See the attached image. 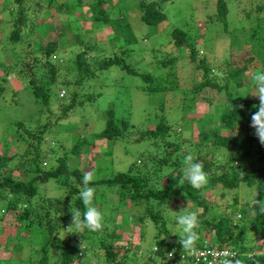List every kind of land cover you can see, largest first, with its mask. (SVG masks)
Segmentation results:
<instances>
[{
    "label": "trees",
    "instance_id": "obj_1",
    "mask_svg": "<svg viewBox=\"0 0 264 264\" xmlns=\"http://www.w3.org/2000/svg\"><path fill=\"white\" fill-rule=\"evenodd\" d=\"M167 3L168 0H117L116 4H111V0H0L1 13L9 14L8 23L11 25L10 33L4 41H0V45H4L5 57H17L10 66L7 61H0V111L2 96L12 78L16 77L17 83L23 85L22 91L25 88L30 91L36 112L41 116L36 132L23 121L8 125L5 122L7 127L4 132L8 133L11 125L19 129L15 135L21 142L22 153L9 155L11 144L7 146L8 143L0 141L4 144L3 151H0V218L15 217L19 226L14 233L20 241L15 244L18 251L22 242H26L21 240V235L28 231L31 235L29 239L37 243L35 246H40L37 252L40 256L38 260L31 258L27 261L0 257V264H50L52 260L54 264H84L88 262V256L80 253L82 244H88L90 249L98 247L96 253L102 250L103 254L100 255L105 257L108 264H124L118 259L121 252L119 244L127 237L123 230L128 229L133 233L137 221L142 228V231L139 229V238L142 239L145 228H150L149 223L153 224L157 244L149 251L151 257L155 259L157 255V260L162 259L166 264H174V261L194 264L181 259L184 253L176 235L179 229L171 212L179 213L187 206L188 210H199L202 248L207 242L211 249H214L213 244L219 250L236 252V258L242 264H264V214L260 212L259 203L264 202V145L260 144L251 127V114L256 111L260 101L253 95L240 97L250 90L252 74L258 69L264 70V3L257 0H213L216 12L208 18L213 25H223L224 33L229 35L230 40L228 59L222 67L215 68L205 58L198 60V42L202 36L197 33V28L187 32L169 26L165 12ZM131 4L134 8L137 5L141 11L138 20L130 18L128 14L132 10ZM240 9L245 18L234 22L241 27L233 31L230 28L233 23L231 17L235 14L238 18ZM42 11L44 14H40ZM58 23L60 28H57ZM135 24L144 27L145 32L139 34ZM164 24L165 31L161 32ZM201 24L198 23L200 29L208 28V23ZM100 30L103 34L101 37L96 33ZM70 37L75 38L72 44ZM154 39H158V45L148 46L147 42ZM144 52L147 55L151 53L154 60L146 58L142 54ZM175 54L186 55L194 70L199 71L194 74L202 81L194 87L193 92H210V97L206 98L210 106L213 105V97L224 96L225 101L219 112L193 119L195 111L188 104V91L180 87ZM153 63L156 70L149 71ZM164 69H168L167 75ZM110 76L113 80L106 83L105 79ZM107 86H114V91H109ZM129 90H137L143 97L149 96L147 105L152 104V110L145 111V114L147 112V123H157L154 129L140 131L136 127L132 111L134 96L127 94ZM60 91H63L61 95ZM173 93L179 95L176 107H180L179 112L183 113L182 120L186 121L189 117L185 116L188 115L195 121L197 141L192 139L195 126L193 128L189 124L192 137L183 139V129L176 125L180 120L173 122L167 117V97ZM53 96L58 98V104ZM102 99L107 106L102 131L87 137L74 135L75 141L70 151H63L64 148L60 147V153L59 146L54 145H50V149L42 147L48 140L51 144L58 142L49 128L55 126L50 116L45 117L47 120L43 123L44 115L51 114L52 104L62 107L63 115H67L69 112L75 114L79 107L94 102L103 103ZM193 101L194 98L191 103ZM175 110L171 111L178 112ZM59 122L56 120L55 124L59 125ZM224 131L227 134H223ZM120 142H146L150 147L144 154L145 159L140 160L142 165H133L126 172L111 171L110 163L105 159L102 162L97 160L89 171L94 177L92 184L95 191L101 186L113 189V194L107 198L96 191V204L112 227L105 226L98 233L88 230L74 233L76 239L78 236L80 238L75 243L61 241L57 233L70 224L68 219L73 217L70 211L73 196L82 186L85 173V169L80 168L84 163L76 161L75 157L84 153L91 155L98 143L104 147L101 148L104 155L112 157L113 145ZM105 144H109L107 148ZM243 148H248L251 153L255 151V158L249 157L247 161L250 153L246 154ZM188 154L201 162L209 173V185L203 190L192 189L187 182H180L183 160ZM216 154H221V163L213 160ZM18 165L25 169L23 177L13 175ZM165 167L172 170L169 173L171 176L163 174ZM102 174L106 178H102ZM52 180L63 188L62 199L42 198L37 207L35 199L40 197L44 185ZM241 186L257 188L253 207L257 212L249 220L252 228L241 225L240 220L236 219V208L241 205L238 192ZM231 190L235 195L228 207L230 213L218 212L216 207H210L209 192L215 194ZM66 197L67 200L64 199ZM173 197L179 198L182 205H171L170 210L164 203ZM123 203L125 209L121 211ZM75 208L83 211L79 200L73 203ZM111 208L117 210L114 219L106 218ZM138 211V219L130 222L128 217L124 224L119 225L124 214L130 216ZM242 215L246 222L245 212ZM169 225L177 229L175 235ZM249 231L253 232L251 236H248ZM12 234L13 231L7 238L10 243ZM162 237L164 239L161 240ZM4 248L5 245H0V253ZM121 248L122 259L126 258L132 263L142 261L143 264H157L153 259L143 261L137 258L140 246L139 249L133 247L134 250L125 245ZM169 253H173L171 258Z\"/></svg>",
    "mask_w": 264,
    "mask_h": 264
},
{
    "label": "rangeland",
    "instance_id": "obj_2",
    "mask_svg": "<svg viewBox=\"0 0 264 264\" xmlns=\"http://www.w3.org/2000/svg\"><path fill=\"white\" fill-rule=\"evenodd\" d=\"M139 2V0H137ZM150 1V0H149ZM262 3H264V0H257ZM117 0H111V4H116ZM131 4V9L128 11V14L130 18L134 20H138L141 11L136 5L135 8ZM2 5L0 8V41H4L6 39V36L11 31V25L8 23L9 22V14L6 12L1 13ZM165 12L168 17L167 22L169 23V26L173 28H181L184 29L187 32H191L192 29L197 28V33L200 34L202 37L198 42V48L200 51V57L198 60H201L205 58L207 62L212 66V67H222L224 65V62L226 59H228L230 55V40L228 39L229 35L224 33L225 28L221 24H214L213 21H211L208 16H210L213 12H216L215 10V4L213 3V0L210 2H205V0H168V3L165 6ZM54 13V10L52 11V14ZM40 14H44V11H42ZM241 9L239 10V17L235 14H233V18L231 17V21L233 22L230 26L231 30L234 31V28L236 27H241L239 24L235 25L234 22H238L241 19H244L245 17L242 16ZM56 18V17H55ZM208 19V20H207ZM208 23V28L207 29H200L198 26V23L201 24ZM59 23L57 25V28L59 27ZM65 25V24H63ZM62 25V26H63ZM165 24L163 27H161V32L165 31ZM135 28L138 31L139 34L145 32L144 27H140V25L135 24ZM4 30V31H3ZM60 33L64 34V32ZM96 33L99 34V37H101L103 34H101V30L97 31ZM107 35V34H106ZM60 36V35H59ZM103 39V38H101ZM75 38L70 37L69 41L70 43H74ZM158 40V39H157ZM156 39L151 40V42H147V45L149 44L151 46H156L158 45V41ZM160 42V41H159ZM152 43V44H151ZM146 45V42L144 43ZM146 45V46H147ZM4 47V45H3ZM2 45H0V61L3 62V60L7 61L8 66L13 65L17 57H13L11 55L10 57H5L6 51L3 49ZM149 50V48H148ZM146 58H152L151 53L146 54V52L142 53ZM174 57L177 59L176 61V70H177V75L180 79V87L181 89H185L188 91V104L192 106V111H195V116H193V119H198L202 118L205 116V114L209 113H215L219 112V110L222 108L221 104L225 101V98L223 95L221 96H216L213 97V105L210 106L209 102L207 101L206 98L210 97L209 94L210 92L203 90L200 91L199 93L193 92L194 87L198 86L200 84L201 77H199L197 74H194V72L199 73V71L194 70V65H192L187 59L186 55L181 56L178 54H175ZM152 60H154L152 58ZM156 70V65L155 63L152 64L150 67L149 71H154ZM168 69H164L163 72H167ZM16 77H13L10 85L7 87L6 92L3 94V100H2V108L0 111V141H3L4 143H8L7 146L11 147L9 148V155H13L16 153H22L23 151L20 149L21 142L18 141L17 136L15 133L17 130H19L16 126L11 125V130L7 132H4V128L7 127L10 122L15 123L18 121H23L25 124L32 130L33 132H36L39 130V120L41 116H38V113L36 112L35 105L33 103V98L30 96V91L26 90V88L22 91L23 85L21 83H17ZM112 79L110 76L109 79H105L106 83H109ZM107 89L111 92L114 91V86L113 88L111 86H107ZM63 91H60V94ZM127 94H130L131 96H134V100L132 102L133 109L132 111L134 112V119L136 127L140 131H148L150 129H154L156 126V122H149L147 123L148 118L147 117V112L145 114V111H151L152 110V104H148V95L146 97L141 96L137 90H129ZM67 95V94H66ZM122 95V94H121ZM212 96V95H211ZM54 97V101L58 104L59 100L56 96ZM63 97V96H62ZM66 97V96H65ZM254 98V96H252ZM194 98L193 103H191V100ZM258 98V97H255ZM168 99V108H167V117L171 119L173 122L180 120L176 125H180L181 128L183 129V132H181L178 129V132H181L182 138L183 139H190L193 135V140L197 141L198 140V131L196 127L195 121H193L190 116H185L189 117L188 119H185L186 121L182 120L183 113L179 112L180 107H176V102L179 99L178 94H171L167 97ZM103 103L101 102H94L93 104H90L86 107H79L78 109L75 110V114H71L69 112L67 115H63L62 112V107L58 105L52 104L50 107L51 114L49 115H44L43 118V123H46L45 117L50 116L52 119V123L55 125L53 127H49L50 131L52 130L55 135V139L58 142H54L51 144L49 140L43 144V148H48L50 149V145H54L55 147L59 148H64L66 151H70L73 147V143L75 141L74 135H79L81 137H87L89 134L92 133H97L100 132L104 129L105 127V121H104V110L106 109V102L102 99ZM170 108V109H169ZM172 109L178 110V112H173L171 111ZM175 110V111H176ZM47 114L48 111H45ZM192 114V112H191ZM63 115V116H62ZM58 120L59 125L55 124V121ZM6 122V125H5ZM38 123V124H37ZM192 124L191 127L194 128L192 135H190V125ZM213 128V125L211 126ZM210 127V128H211ZM185 130V131H184ZM210 132H213V130L210 129ZM7 133V134H6ZM6 134V135H5ZM13 134V135H12ZM223 134H227V132H223ZM8 135V136H7ZM210 138L213 139V135L210 133ZM6 137L8 138V141L6 140ZM52 137V136H51ZM50 139V136H49ZM11 143H10V142ZM54 141V140H52ZM1 143V142H0ZM2 146L0 147V151L4 149V144L1 143ZM101 143H98L96 146V149H94L93 153L90 154H80L79 156L75 157L76 161H80L81 163H84L83 165L80 166L81 169H85V172L91 171V169L95 166V162L97 160L103 161L104 159L109 162L111 166V171L115 172H126L128 171L131 166L136 165L138 162V165L141 166L142 164L140 163V160H144V154L146 151L149 149V144L146 142L140 143V144H127V143H118L117 145H113V156L108 157L104 155V152L101 148H104L100 146ZM109 144H105V148L108 147ZM59 149L60 153L62 152V149ZM47 150V149H44ZM244 151H246V154H249L247 156L246 160H248L249 157H253L255 155L254 152H250L248 148H243ZM210 158V157H208ZM255 157H253L254 159ZM213 160L216 163H221L223 161V158L221 154H216L213 157ZM78 163V162H77ZM16 169L14 170L13 175L14 176H20L23 177L24 173H22L25 169L24 167H20V165L15 167ZM102 178H106L105 174L101 175ZM60 184L56 183V181H49L46 185H44L43 190L41 192V195L39 198L35 199V203L37 207L41 204L42 198L44 199H62L61 197L63 196V188H60ZM113 189L101 186L96 189V191L99 192V194L104 195L105 198L110 197V195L113 194L112 192ZM240 192V197H241V205L236 208L238 211L236 212V219L240 220L239 223L241 225H245L249 228L253 227L252 222H249L250 218H253L254 215H250V212L254 209V204H255V196L257 193V188L254 187L253 189L251 188H245L243 186L240 187L238 190ZM235 195L234 191H228V192H218L215 194L208 193L209 196V202H210V207H216L218 212H225V213H230L231 211L228 210L229 205L232 203V197ZM67 200V197L64 198ZM117 199V197H115ZM65 202V200H64ZM54 204V203H52ZM168 207L175 206V205H182V201L179 198L173 197L169 202L167 203ZM105 209V206H104ZM125 209V203L121 205V211H124ZM104 211V210H103ZM108 214L106 218L108 219H114L116 218L117 215V210L116 208H111L108 211ZM245 212L246 215V222L244 221L245 217H243L242 213ZM139 211L134 212V215H126L124 214L121 219L119 225L124 224L126 222V218L130 217L128 221H132L135 219H138L139 217ZM242 216L240 219L238 218ZM70 221V224L72 223V217L68 219ZM130 221V222H131ZM15 217H4L3 219L0 218V238L3 240L0 241V245L5 248L2 250L3 252L0 253V257L4 259H11L13 261H27L30 260L31 258H39V254L37 252L40 250V246H35L37 243H33L31 238V235L28 233V231L22 230L21 232L25 231L21 235V240L24 239L26 242H22L21 245V250H17V247L15 246L16 243H19L18 241V235H15L14 233L18 230L17 223H16ZM68 224L67 226H69ZM117 224V223H116ZM4 225V226H3ZM139 222L137 221L135 223L136 229H134L133 233H130L131 231L128 229L123 230V233L127 236L123 242L125 247L129 249H133V247H137L139 249L140 246V252L138 253L137 258L141 259L143 261H148L150 259L156 260L157 264H162L160 262L161 259L157 260L158 257L155 255L151 257L150 256V250H153L154 245L157 244V241L155 239V231L152 228L153 224L149 223L148 226L150 228H145V237L144 239L139 238V233L142 231V228L139 226ZM239 225V224H238ZM105 226L111 228L112 225H109V222L105 220ZM5 228V231L3 230ZM169 228L173 231L174 235L177 229L175 227L173 228L171 225H169ZM141 231H140V230ZM63 228L59 230L61 232ZM13 231V234L10 236L12 239V242H8L7 238L8 235L11 234ZM253 232H248V236H251ZM20 237V235H19ZM78 238L76 239V235L74 233H69L66 238L63 240L66 243H75L78 242ZM139 240V242H138ZM80 241V240H79ZM122 242V243H123ZM132 243V245L130 244ZM138 242V243H137ZM119 244L120 248L119 250L121 251L119 254L118 259L123 261L124 264H143L142 261L138 263H132L130 260H126V258L122 259L123 251L122 248L124 245ZM137 244L136 246H133L134 244ZM140 243V244H139ZM148 244V247L145 249L144 245ZM98 247H95L93 249H90L88 244H82L81 246V251L80 253L87 255L88 256V262L84 264H108L103 255L102 250L99 251L100 253H96L95 250H97ZM58 251V250H57ZM138 251V250H137ZM143 251H146V254H143ZM130 256V255H129ZM50 264H54V260L50 261ZM179 264V263H178Z\"/></svg>",
    "mask_w": 264,
    "mask_h": 264
},
{
    "label": "clouds",
    "instance_id": "obj_3",
    "mask_svg": "<svg viewBox=\"0 0 264 264\" xmlns=\"http://www.w3.org/2000/svg\"><path fill=\"white\" fill-rule=\"evenodd\" d=\"M165 75L168 74L164 72ZM253 95L259 98V105L256 106V111L251 114V127L254 129V134L259 140L261 145H264V70H256L251 76V88L246 95L240 97H248ZM233 107V105H232ZM138 165V162H137ZM183 170L180 174V182L183 184L187 182L188 186L195 190H203L209 185V173L205 171L201 162L194 160L192 154H188L183 160ZM172 170L165 167L164 175L169 177ZM94 180L91 172H85L81 180V187L73 196L72 206L70 208L73 214L72 223L63 230L58 232L57 235L63 241L69 233L80 234L84 230L89 232L98 233L105 228V215L96 204V191L92 184ZM79 200L83 205V211L80 208L73 209V203ZM256 200V204H257ZM260 203V212L264 214V202ZM168 207L167 203H164ZM169 208V207H168ZM170 209V208H169ZM171 210V209H170ZM174 221L179 231L176 234L179 237L178 243L182 246L183 253L198 260L199 257L206 255L203 251L201 241V221L199 210H188V206L181 210L179 213L174 212ZM257 211L252 210L250 215H255ZM240 218V216H239ZM164 237L161 238V240ZM209 243L205 242L203 247ZM148 244L144 245L146 249ZM173 253H169L171 258ZM237 253L228 249L220 250L214 254L209 264H242L240 259L236 258ZM162 260V259H161ZM163 264H166L162 260ZM194 263V262H192ZM195 264V263H194Z\"/></svg>",
    "mask_w": 264,
    "mask_h": 264
},
{
    "label": "built area",
    "instance_id": "obj_4",
    "mask_svg": "<svg viewBox=\"0 0 264 264\" xmlns=\"http://www.w3.org/2000/svg\"><path fill=\"white\" fill-rule=\"evenodd\" d=\"M210 249L211 248H209L207 245L204 246L203 251L206 253V255L199 257L198 264H209V263H206L207 258H212L214 256V254L217 252V249H215V248L211 249V250ZM230 251H232V250H230ZM188 257L191 259L192 262L197 264L196 258L190 257V256H188Z\"/></svg>",
    "mask_w": 264,
    "mask_h": 264
},
{
    "label": "bare ground",
    "instance_id": "obj_5",
    "mask_svg": "<svg viewBox=\"0 0 264 264\" xmlns=\"http://www.w3.org/2000/svg\"><path fill=\"white\" fill-rule=\"evenodd\" d=\"M211 244H212V243H211ZM212 246H213L215 249H217V252L219 251V247H218V246L213 245V244H212ZM203 248H204V247H203ZM203 248H202V249H203ZM217 252H216V253H217ZM216 253H215V254H216ZM212 258H213V257H212ZM212 258H207L206 263H209V262L211 261ZM181 259H182V260H185V261H190V262L192 263L191 259L188 257V255H187L186 253H184V254L182 255ZM173 263H174V264H178V261H174ZM75 264H76V263H75Z\"/></svg>",
    "mask_w": 264,
    "mask_h": 264
}]
</instances>
